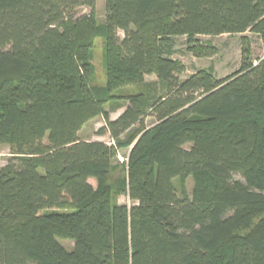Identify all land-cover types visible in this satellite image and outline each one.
Here are the masks:
<instances>
[{"label":"trees","instance_id":"trees-1","mask_svg":"<svg viewBox=\"0 0 264 264\" xmlns=\"http://www.w3.org/2000/svg\"><path fill=\"white\" fill-rule=\"evenodd\" d=\"M94 2L0 0V145L14 146L0 158V264H264V55L253 64L242 36L224 78L212 67L180 78L171 57L176 35L196 56L214 52L199 34L264 42V0H104L103 25ZM152 73L159 88L144 82ZM121 102L110 119L105 106ZM98 114L114 143L77 137ZM121 146L126 178L113 183ZM188 176L191 197L174 183Z\"/></svg>","mask_w":264,"mask_h":264},{"label":"rangeland","instance_id":"rangeland-1","mask_svg":"<svg viewBox=\"0 0 264 264\" xmlns=\"http://www.w3.org/2000/svg\"><path fill=\"white\" fill-rule=\"evenodd\" d=\"M90 8L86 6H80L76 9V16L80 14H88L90 13ZM94 17L96 23L98 25H103L106 19V10L104 5V0H95L93 6ZM116 34L118 37H122L123 33L121 30H117ZM245 36L248 39V48H249V57L250 60L255 64L260 58L264 55V42L261 38L254 32L250 30H246L244 32L237 33H222L217 35L212 34H199L197 35V39L200 43H209L213 46L214 52L209 55L204 56H196L187 48L186 38L183 35L174 36V45L173 52L171 57L175 59L181 66L182 69L178 71V76L180 78H184L187 75L193 73L197 69L200 68H213V74L216 78H224L237 70L241 63L242 57V48L244 43L247 44L246 40H241V37ZM92 49V57L91 62L94 67V76L93 83L95 84H104V41L102 37H95L93 41ZM144 82H156L157 88H159V80L157 79L155 74H146L144 75ZM143 88V85L133 84L127 85L123 88H119L120 93H124L125 95L129 93L136 92L137 90ZM124 104L119 106L116 109H111L109 105H106V110L108 111V116L110 119H115L125 108V102H121ZM154 123V118L152 116H145L144 124L146 126H150ZM105 125L103 116L98 114L89 118L85 121L77 132V137L82 140H98L106 143H114L108 134H100L99 129L103 128ZM45 141V139H44ZM14 151V146L12 142L3 143L0 145V158L1 162L4 163L10 155H12ZM129 152L128 146H121L116 149V156L114 158L113 163H123L125 171L114 170L111 173L110 178L113 183L118 181L120 176L125 175L126 178V170H127V155ZM234 178H240L238 174L234 175ZM89 182L95 185V180L93 178L89 179ZM174 183L177 187V191L179 195L191 197L194 181L192 176H188L184 179H175ZM117 201L120 204L129 206L132 202L129 200L126 192L122 191L121 193H117ZM60 243L66 248L70 249L73 245V240L69 238H60Z\"/></svg>","mask_w":264,"mask_h":264}]
</instances>
